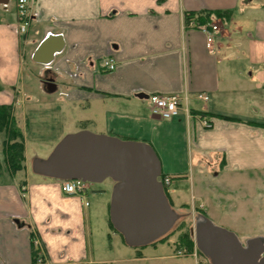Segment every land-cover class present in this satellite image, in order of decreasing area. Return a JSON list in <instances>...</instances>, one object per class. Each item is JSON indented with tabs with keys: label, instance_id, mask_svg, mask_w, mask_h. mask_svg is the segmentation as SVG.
<instances>
[{
	"label": "crops",
	"instance_id": "obj_1",
	"mask_svg": "<svg viewBox=\"0 0 264 264\" xmlns=\"http://www.w3.org/2000/svg\"><path fill=\"white\" fill-rule=\"evenodd\" d=\"M218 9L232 11L225 20L213 18L218 29L206 32L185 22L186 12ZM32 10L22 34L15 0H0V103L22 107L23 126L15 119L25 138L30 106H56L65 121L85 123L80 129L92 126L91 132L138 134L157 146L164 174L181 182L189 173L211 175L205 189L244 187L246 196L228 201L227 210L219 204V190L214 200L201 192L200 205L212 221L236 227L227 215L242 205L258 210L264 225V0H36ZM106 57L116 60L113 71L104 69ZM186 91L209 94L208 101L190 106L204 111L212 127L185 111L171 119L150 112V93ZM0 147V264H179L184 256L163 248L164 242L127 250L130 245L108 223L112 191L105 180L92 188L95 204L88 193L86 205L61 189L60 178L32 173L27 143L24 169L15 174ZM167 190L175 207L193 201L180 187ZM99 216L110 228L107 245L90 236ZM33 233L42 262H33Z\"/></svg>",
	"mask_w": 264,
	"mask_h": 264
},
{
	"label": "water",
	"instance_id": "obj_2",
	"mask_svg": "<svg viewBox=\"0 0 264 264\" xmlns=\"http://www.w3.org/2000/svg\"><path fill=\"white\" fill-rule=\"evenodd\" d=\"M49 39L40 42L37 52ZM48 86L55 89L54 82ZM32 167L57 179L94 183L112 178L110 220L130 246L146 245L168 233L178 217L161 183L158 154L144 140L80 129L62 137L47 157L34 158ZM203 218L196 243L212 264H264V240L254 237L244 243L231 229Z\"/></svg>",
	"mask_w": 264,
	"mask_h": 264
},
{
	"label": "rangeland",
	"instance_id": "obj_3",
	"mask_svg": "<svg viewBox=\"0 0 264 264\" xmlns=\"http://www.w3.org/2000/svg\"><path fill=\"white\" fill-rule=\"evenodd\" d=\"M14 1V0H12ZM28 118L30 119V123L28 124V129L25 131L26 138L25 143H27V162L28 167L30 169L32 168V173L34 171L32 167V163L34 158L40 157L45 158L49 155V153L53 150V148L56 146L57 142L67 135L70 132H74L73 130L80 131V126H84L85 123L79 122V123H70L68 120L65 121L63 117L62 112L56 111V106H54V109L51 110H37L35 108H26ZM20 113V114H19ZM14 114H16V118L21 120L22 126H23V113H22V107L14 108ZM36 114H38L36 116ZM41 116V118L45 119V122H39L37 121V117ZM43 126L45 127L43 129ZM92 127V126H91ZM91 127H88L87 129H91ZM3 133V132H1ZM99 134H103L101 132H96ZM109 134V133H106ZM129 136L132 134V137H126L124 134H121L119 136L123 139H135L139 140L141 136L138 134L128 133ZM112 135V134H110ZM3 139L5 138V134H3ZM2 139V140H3ZM1 144V143H0ZM152 146V145H151ZM155 146V147H154ZM157 146L154 144L152 148H155L157 152ZM1 149V147H0ZM1 163V162H0ZM5 164V162H4ZM35 172V171H34ZM22 172L19 174L21 175ZM189 179L186 181H180L182 179L181 177L173 178L172 187H180L182 188L183 195L186 196V198L190 201H192L190 204H181L179 207H175L173 202L171 203L172 208L177 212L178 217L176 218L175 223L171 226L168 233L165 234L167 236L166 240L164 239V244H161L163 248H166L169 252L172 251L176 253L177 255H184L182 258H179V264H212V261L208 255H205L203 252L199 250L197 241V229L200 227V222L204 219L203 216H206V213H204L203 209L204 207L200 205L201 199L203 197V194L201 193L204 191L205 186L204 184L208 183V180L212 177L207 176L205 179H200L199 177L202 176L199 173H189L188 174ZM208 179V180H207ZM228 179V178H227ZM206 180V181H205ZM224 180V179H223ZM227 180H225L226 182ZM115 181L112 178H106L104 181V186L107 187L109 192L112 191L113 185ZM215 183H218L215 181ZM227 183V182H226ZM101 183L95 182L92 184L91 188H97L99 187ZM226 185V184H225ZM255 188V187H254ZM166 191L167 188L165 187ZM256 189V188H255ZM207 190L208 194L210 195V199H215L216 194L214 191L219 190L222 195V197L219 199V204L223 207V209L227 210L228 208V201L232 200H241V198H244L246 195L244 194V187L241 185H228V187H223L222 185L218 184L216 187L205 189ZM93 189L89 192V197L92 195ZM194 195L197 198H193ZM206 198V194H204ZM96 195H92V200L95 204L97 201L95 198ZM111 196V194H110ZM177 200V199H176ZM236 201V202H237ZM213 206H215V201L212 203ZM242 207V205H241ZM231 214V212L227 215V217H230L229 219L235 220L236 227H232L231 225L228 226L227 224L224 225L222 220L220 218H212L213 222L217 225H222L227 229L234 230L239 238L240 241L246 243L248 239L259 237L260 239L264 240V225L262 223L258 222L259 213L258 210H255L254 208L249 209L248 211L244 208H241ZM209 208V206H207ZM211 219V218H210ZM238 220L240 224L237 223ZM243 221V222H242ZM97 228L94 231V226H91L90 236L95 240V235L98 236L99 239L104 240L105 245H107L108 242V236L107 231L110 230L109 227L104 223V220L101 216L97 219ZM182 231H188L190 234V237L194 243V249L193 252H195L193 255H189L188 251H186L185 247L181 244H177V238L178 234H180ZM263 231V232H262ZM94 232V234H93ZM94 235V236H93ZM262 235V236H261ZM166 242V243H165ZM95 243V242H94ZM158 243H161L160 241ZM127 250H131V252L134 251L136 247L127 246ZM147 249H152V245H147ZM143 249V248H141ZM184 250L183 254H180V250ZM187 254V255H186ZM97 256V255H96Z\"/></svg>",
	"mask_w": 264,
	"mask_h": 264
},
{
	"label": "built area",
	"instance_id": "obj_4",
	"mask_svg": "<svg viewBox=\"0 0 264 264\" xmlns=\"http://www.w3.org/2000/svg\"><path fill=\"white\" fill-rule=\"evenodd\" d=\"M36 0H15V8L17 10V22H19L18 29L19 32L24 34L31 24V20L34 17L33 5ZM187 26L191 28L198 27L203 31H208L210 27L212 29H218V25L213 24L211 22L200 23L197 21L190 20ZM51 35L47 36L49 38ZM36 52L33 54L35 55ZM104 69L107 71H113L116 68V60L114 57H106L103 61ZM210 99L209 94L205 91H198L195 93L185 92V93H150L148 96V100L150 101L149 110L154 115L171 119L176 117V115L185 111L189 114L192 113L194 117L201 122L204 127H212L214 121L207 114L203 113H194L192 107L190 106L191 101L199 103L201 101H208ZM172 176L169 174H161V183L168 189V186L171 185ZM93 182L78 179V178H70V179H61V189L63 191L71 194H75L82 201H85V204H89V200L87 198V194L92 190ZM38 242V240H37ZM36 244H39L37 243ZM180 254H183L184 250L179 251ZM38 261L42 262L43 259L39 258Z\"/></svg>",
	"mask_w": 264,
	"mask_h": 264
},
{
	"label": "trees",
	"instance_id": "obj_5",
	"mask_svg": "<svg viewBox=\"0 0 264 264\" xmlns=\"http://www.w3.org/2000/svg\"><path fill=\"white\" fill-rule=\"evenodd\" d=\"M232 11L230 10H206L203 14L197 13V12H186L185 14V22L186 24L189 23L190 20L197 21L200 23H207L211 22L213 18H221V19H227L230 17ZM3 85L0 84V89H2ZM14 108L12 103H0V133L3 132L5 134V138L0 141L2 144V151L4 156V162L8 170L15 174L22 169H24V162L25 157L24 150H25V136L24 131H22L20 125L17 123V119H15L14 114ZM194 113H203L206 114L204 111H195ZM162 174H164L162 172ZM166 196H168L170 203H172L171 197L168 194V191L165 189ZM111 228L119 233L117 229L115 228L114 224L110 220L109 221ZM119 235H122L119 233ZM123 240L125 241L124 236L122 235ZM167 236L161 235L158 237V239L147 243L146 245H155L159 241L164 242L163 240H166ZM32 239V248L31 252L33 254V262L37 263L38 259H43V251L41 249L40 244H35V234L33 233L31 236ZM126 242V241H125ZM181 244L185 247L186 251L193 252L194 249V243L190 237V234L188 231H182L180 234H178L177 238V244ZM146 245H139V246H133L138 249L146 247ZM200 250V249H199ZM201 251V250H200ZM202 252V251H201ZM138 255L140 252H137ZM64 264H70V263H64ZM74 264H87V262H77Z\"/></svg>",
	"mask_w": 264,
	"mask_h": 264
},
{
	"label": "bare ground",
	"instance_id": "obj_6",
	"mask_svg": "<svg viewBox=\"0 0 264 264\" xmlns=\"http://www.w3.org/2000/svg\"><path fill=\"white\" fill-rule=\"evenodd\" d=\"M205 223H206V222H205ZM242 246H245V245L243 244ZM245 249H246V251H248V252H251V251H252V249H251V248H248V247H245Z\"/></svg>",
	"mask_w": 264,
	"mask_h": 264
}]
</instances>
